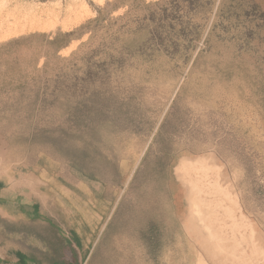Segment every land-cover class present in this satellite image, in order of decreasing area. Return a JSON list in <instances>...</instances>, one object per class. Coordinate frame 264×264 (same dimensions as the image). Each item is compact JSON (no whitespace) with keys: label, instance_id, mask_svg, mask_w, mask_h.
I'll use <instances>...</instances> for the list:
<instances>
[{"label":"rangeland","instance_id":"rangeland-1","mask_svg":"<svg viewBox=\"0 0 264 264\" xmlns=\"http://www.w3.org/2000/svg\"><path fill=\"white\" fill-rule=\"evenodd\" d=\"M137 27L152 32L149 50L119 47L116 32ZM10 40L0 88L56 77L51 88L90 86V98L58 118L74 142L0 133V169L35 173L54 223L0 218L2 248L42 261L54 243L66 258L59 230L71 229L81 264H264V0H0ZM182 160L205 161L208 182L178 177Z\"/></svg>","mask_w":264,"mask_h":264},{"label":"trees","instance_id":"trees-1","mask_svg":"<svg viewBox=\"0 0 264 264\" xmlns=\"http://www.w3.org/2000/svg\"><path fill=\"white\" fill-rule=\"evenodd\" d=\"M102 17L103 10L99 7L97 8V16L90 20L88 24L98 22L102 19ZM171 30L173 31V29ZM96 32L97 29H94L87 42H90L93 39ZM116 33L119 37V47H129L133 49V51L139 53L142 52V49L149 50V48L143 44L145 42H150L151 40L149 38L152 35V32L149 31L148 28L137 27L133 33L138 38H129V40H125V38L122 37V30H118ZM189 34L191 39H200L203 31L195 24L191 25ZM11 43H13V40L0 44V50L4 49ZM53 78L45 79L44 81L39 80L33 84L29 83L28 85H35L39 87V89L34 92L0 88V133H2L6 138H10L16 134L15 131H10L8 128L17 125L22 128L20 132L17 131L22 139L32 137V140H35L36 138L43 137V134L46 133L55 135L56 137L58 136L57 139L60 140L64 138L62 133L60 136L58 135V118L62 116V113L68 112L69 116L73 117L75 114L71 112L74 111L75 106H80V103L85 102L86 99L89 100L90 86L86 87L85 92L82 95L64 94L56 90V88H51L52 86L50 82L55 81ZM87 80L88 79L83 82H87ZM11 84L12 82L5 86L8 87ZM26 84L27 83L23 82L18 84V86H25ZM0 87H4L3 84ZM262 112L264 115V110ZM23 129H28V131H22ZM74 133L70 134L68 138L61 141H65L66 143L76 141V137L73 135ZM75 150L76 149L73 146H68L69 153L74 152ZM41 217H43L50 225L54 224L51 221L52 219L43 215ZM59 232L61 231L59 230ZM63 239L65 244L69 247L68 256L66 258L62 255H58V258L50 255V253L54 254L51 248L54 243H48L50 251L49 254H41L43 257L42 261H29V259L22 257L20 262L17 264H81L86 256V248L82 237L78 235L76 231L70 229L64 233Z\"/></svg>","mask_w":264,"mask_h":264},{"label":"crops","instance_id":"crops-1","mask_svg":"<svg viewBox=\"0 0 264 264\" xmlns=\"http://www.w3.org/2000/svg\"><path fill=\"white\" fill-rule=\"evenodd\" d=\"M45 202L42 181L35 173H23L18 171L16 166L8 167L6 171L0 169V218L7 219L12 224L44 219L42 215L48 217L43 210ZM60 231L64 235V231ZM13 235L17 236L18 232L10 231L9 237ZM22 257H27L24 251L10 247L2 248L0 243V264H17Z\"/></svg>","mask_w":264,"mask_h":264},{"label":"bare ground","instance_id":"bare-ground-1","mask_svg":"<svg viewBox=\"0 0 264 264\" xmlns=\"http://www.w3.org/2000/svg\"><path fill=\"white\" fill-rule=\"evenodd\" d=\"M86 7V6H85ZM87 10V9H86ZM183 162H181L179 165H177L176 167V174L178 175V177H183L184 175H189L190 174H197L200 173L202 178H205L204 180H206L208 182V180L210 179V175H209V171H210V167L207 166V164L205 163V161H199L196 164L189 162V161H185L182 160ZM195 164V165H193ZM211 186L208 188L209 191H213V196H215V198H219V194L216 193V184H210ZM215 191V192H214Z\"/></svg>","mask_w":264,"mask_h":264}]
</instances>
